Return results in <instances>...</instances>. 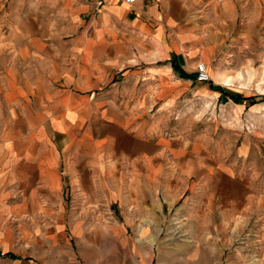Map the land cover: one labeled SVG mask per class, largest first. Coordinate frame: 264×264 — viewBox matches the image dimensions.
<instances>
[{"label":"crops","instance_id":"0c3cea01","mask_svg":"<svg viewBox=\"0 0 264 264\" xmlns=\"http://www.w3.org/2000/svg\"><path fill=\"white\" fill-rule=\"evenodd\" d=\"M204 3L35 0L0 73V222L14 218L24 235L27 219L63 216L80 227L83 216L108 215L155 234L174 217L191 234L194 262H246L255 256L241 254L248 237H233L251 231L264 262V224L248 227L254 213L264 220V162L233 174L205 138L152 125L181 72L197 80ZM9 233L0 224V253L33 259L9 249ZM145 241L133 247L150 248Z\"/></svg>","mask_w":264,"mask_h":264},{"label":"rangeland","instance_id":"374dc122","mask_svg":"<svg viewBox=\"0 0 264 264\" xmlns=\"http://www.w3.org/2000/svg\"><path fill=\"white\" fill-rule=\"evenodd\" d=\"M203 1L201 11L207 10L209 17L201 15L200 20L207 40L201 43L197 65H207L210 79L202 82L184 76L167 103L154 105L152 125L167 134L182 132L205 138L233 174L250 173L252 163L264 162V0ZM33 15L35 0H0V73L12 53L16 22L27 24ZM218 88L258 96L260 101L254 105L237 102ZM107 202L103 201L104 208ZM2 220L0 224L11 230L9 249L33 259L20 263L0 253V264H198L192 258L191 234L184 233L174 217L155 234L125 230L108 215L83 216L80 227L69 217L64 221L63 216L41 217L36 224L27 219L24 235L15 234L14 218ZM262 224L264 220L254 213L248 227ZM244 237L249 245L241 254L255 256L242 264H264L254 248L255 231L237 234L233 240L243 242ZM146 238L150 248L133 247L134 241L143 243ZM216 252L226 256L228 249ZM206 253L201 250V261Z\"/></svg>","mask_w":264,"mask_h":264},{"label":"trees","instance_id":"16d2710c","mask_svg":"<svg viewBox=\"0 0 264 264\" xmlns=\"http://www.w3.org/2000/svg\"><path fill=\"white\" fill-rule=\"evenodd\" d=\"M173 64L176 66L175 61L173 62ZM181 73H183L186 78H193V76L191 74H187L186 72L185 73L181 72ZM210 85H211V87H214L212 83ZM218 90L221 93H223L224 95L228 96L229 98H231V99H233V100H235L237 102L248 101L249 105H254V104H256V103H258L260 101V100H258V96H245V95H243L241 93L232 92V91L226 90L224 88H218ZM4 256H9V257L16 258L11 253L4 254Z\"/></svg>","mask_w":264,"mask_h":264},{"label":"built area","instance_id":"2783aa9c","mask_svg":"<svg viewBox=\"0 0 264 264\" xmlns=\"http://www.w3.org/2000/svg\"><path fill=\"white\" fill-rule=\"evenodd\" d=\"M128 3H134L136 2V0H126ZM196 78L198 81H202V82H206L209 81L210 76L208 73V68L207 65L203 62H200L197 65V74H196Z\"/></svg>","mask_w":264,"mask_h":264}]
</instances>
